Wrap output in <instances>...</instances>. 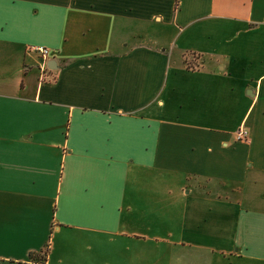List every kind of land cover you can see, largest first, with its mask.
I'll use <instances>...</instances> for the list:
<instances>
[{"label": "crops", "instance_id": "crops-1", "mask_svg": "<svg viewBox=\"0 0 264 264\" xmlns=\"http://www.w3.org/2000/svg\"><path fill=\"white\" fill-rule=\"evenodd\" d=\"M0 264H264V0H0Z\"/></svg>", "mask_w": 264, "mask_h": 264}, {"label": "built area", "instance_id": "built-area-1", "mask_svg": "<svg viewBox=\"0 0 264 264\" xmlns=\"http://www.w3.org/2000/svg\"><path fill=\"white\" fill-rule=\"evenodd\" d=\"M27 52L34 53L38 57L37 68L39 76L41 78H48L50 68L47 65V61L53 57V51L42 45H28ZM51 77V76H50ZM235 139L240 141L248 140V129L243 125L238 126L234 132Z\"/></svg>", "mask_w": 264, "mask_h": 264}, {"label": "trees", "instance_id": "trees-1", "mask_svg": "<svg viewBox=\"0 0 264 264\" xmlns=\"http://www.w3.org/2000/svg\"><path fill=\"white\" fill-rule=\"evenodd\" d=\"M46 252H47V246L44 247L42 252H35V251H30L28 253V259L31 260L32 262H43L46 258Z\"/></svg>", "mask_w": 264, "mask_h": 264}, {"label": "water", "instance_id": "water-1", "mask_svg": "<svg viewBox=\"0 0 264 264\" xmlns=\"http://www.w3.org/2000/svg\"><path fill=\"white\" fill-rule=\"evenodd\" d=\"M47 65H48L49 68H55L56 67V62H55L54 59L51 58V59H49L47 61Z\"/></svg>", "mask_w": 264, "mask_h": 264}]
</instances>
